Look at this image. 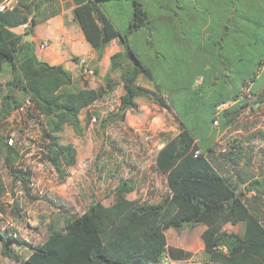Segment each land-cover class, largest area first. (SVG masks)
Instances as JSON below:
<instances>
[{
	"label": "trees",
	"instance_id": "16d2710c",
	"mask_svg": "<svg viewBox=\"0 0 264 264\" xmlns=\"http://www.w3.org/2000/svg\"><path fill=\"white\" fill-rule=\"evenodd\" d=\"M73 1V18L97 53L95 64L101 61L113 40L122 45L121 50L110 56L104 84L97 88L79 86L81 78L73 71L42 59L37 55L36 42L25 41L26 35L34 36L37 24L60 13L53 0H15L11 8L0 10V79L8 76L0 82V122L29 99L33 105L28 107V115L42 127L43 160L59 178L65 179L68 169L77 163L75 145L63 142L65 128L71 126L77 134H83V110L115 89L113 73L119 72L124 92L118 110L106 116V126L125 121L130 111H139V98L168 109L179 123V132L156 156L171 193L160 202H140L128 197L134 186L130 180L122 179L114 190L112 203L96 201L81 215L69 216L63 228L52 226L48 237L24 259L10 243L14 238H8L0 230L4 255L18 264H171L164 260L165 256L181 261L193 253L170 246L166 231L202 224L204 254L211 264H264V220L246 198L248 192L264 197V175L255 177L240 172L241 161L245 159L246 164H251V158L238 143L220 152V158L211 156L215 153L213 142L218 131L214 123L217 121L221 129L234 124L252 96H256V103H264V72L260 71L264 60L258 62L257 69L245 75L244 72L238 85L234 84L233 57L224 45V39L230 40L233 25L228 17L225 28L216 37L213 30L222 24L223 16L212 14L210 20L209 7L198 27L199 31L206 29L201 32L205 38L194 36L187 41L199 43L203 50L200 68L190 79L184 75L168 92L132 44V35L141 29L148 30L147 41L152 43L153 19L143 0H131L132 15L125 30L102 8V3L109 0ZM176 1L183 5L178 8L203 10L196 0ZM174 16L180 17L183 27L185 18L179 13ZM23 25L26 30L22 33L17 28ZM73 59L80 62L77 56ZM94 73L99 74V68H94ZM140 77L150 81L151 87L139 83ZM198 78H202L200 84H196ZM250 84L253 85L250 92L241 96L242 87ZM230 99L234 103L218 112L217 106ZM91 117L88 114V119ZM261 133L264 138V131ZM9 138L12 135L5 136L0 129V154H4L10 175L29 193L32 174L18 165L22 164L21 147L9 144ZM261 151L264 157V146ZM235 174L239 181L247 182L245 192L239 189ZM0 188H3L1 179ZM239 223L245 224L243 233L225 227Z\"/></svg>",
	"mask_w": 264,
	"mask_h": 264
},
{
	"label": "rangeland",
	"instance_id": "374dc122",
	"mask_svg": "<svg viewBox=\"0 0 264 264\" xmlns=\"http://www.w3.org/2000/svg\"><path fill=\"white\" fill-rule=\"evenodd\" d=\"M63 1L65 9H69L70 1ZM210 1L196 0V4L203 7V10L195 11L193 7L187 9L188 6L184 9L178 8L176 0H143L153 19L152 43L147 41L148 30L141 29L132 35V44L144 61L153 68L168 92L172 91L170 88L173 84L177 85L183 80L184 75V78L190 79L200 68L198 64L202 62L203 50L199 43L192 44L187 41L194 36L198 39L201 36L202 40L205 38L201 32L206 29H198L199 21L204 18L203 12L209 7L213 11L222 8L216 6V0ZM246 1L249 3L247 6L240 2L237 5L238 11L234 13L230 40L224 39L225 48L233 57L232 75L233 82L237 85L244 72L245 75L257 69L258 62L264 60V0ZM221 2L225 4L224 0H217V3ZM227 2L230 3V0ZM102 7L120 29L128 28V20L132 15L131 0H109L103 2ZM167 7L172 9L168 10ZM70 13L69 10L67 21ZM176 13H179L182 19L185 18L183 27L180 25V17L177 19L174 16ZM227 18L221 17L222 24L215 26L213 34L216 37L225 28ZM58 19L55 18L54 22ZM72 29L74 30V26ZM17 30L23 33L26 26L23 25ZM39 31L43 39L50 37L47 35L51 32L45 31V27L39 26ZM39 42L37 41V44ZM56 47L57 44H53L42 52ZM70 48L80 54L87 50V47L79 44L71 45ZM117 48L121 50L122 45H109L97 64L94 63L96 56L80 58L78 69L74 71L76 77L81 78L79 86L97 88L103 85L104 75L110 69V50ZM210 56L211 54L208 55ZM82 59L86 60L85 64L93 71L83 70ZM96 67L99 68L97 75L94 73ZM260 71L263 73L264 67ZM7 78V75L2 77L0 82L6 81ZM113 78L115 89L83 110V134H77L71 126H67L63 132V142H71L77 149V163L68 169L69 174L65 179L59 178L53 167L43 160L40 151L43 141L42 127L39 126V121L29 117L28 107L15 110L11 117L0 122L1 133L5 136L12 135L11 145L17 143L21 147L22 164L18 165H23V168L30 170L32 174L31 191L27 193L21 182L15 181L10 175L4 162V154H0V179L3 183V188H0V230L8 238H14L10 243L22 259L28 257L48 237L52 226L63 228L69 216L81 215L96 201L106 205L112 203L115 199L114 190L122 179L133 183V191L128 197L138 198L140 202L156 203L170 195L167 177L159 170L156 156L159 149L179 132V123L168 109L151 100L139 98V111H130L125 121H114L106 126V116L118 110L120 96L124 92L120 73H113ZM201 82L202 78H198L196 84ZM139 83L147 87L152 85L143 77H140ZM252 86H243L241 96L249 93ZM255 98L256 96L251 97L250 103L231 126L221 129L217 121L214 123L218 131L213 142L215 153H211V156L220 158V152L238 143L244 147V154L251 158V164H246L245 159L241 161L238 166L240 172L257 177L264 175V157L261 151L264 146L261 133L264 131V103H256ZM88 114H92L90 119ZM93 117H96V120H93ZM8 143L10 144V138ZM238 179L239 176L235 174L239 189L245 192L247 182ZM246 198L264 220V197L248 192ZM225 227L243 233L245 224H227ZM204 229L205 225L200 224L194 227L185 225L170 228L166 231L170 246L193 253L190 258L184 260L186 264H211L204 254ZM17 239L19 241H16ZM2 248L0 238V264H18L4 255Z\"/></svg>",
	"mask_w": 264,
	"mask_h": 264
},
{
	"label": "crops",
	"instance_id": "0c3cea01",
	"mask_svg": "<svg viewBox=\"0 0 264 264\" xmlns=\"http://www.w3.org/2000/svg\"><path fill=\"white\" fill-rule=\"evenodd\" d=\"M69 1H70V8L65 9L63 0H53L54 6L58 7L61 10L60 13L55 15V16H52L51 18H49L48 20H46L44 22L37 24L35 29H34L35 34H34V36L31 35V39L33 38V40L36 42V45H37L36 48H37V55L38 56H40L42 59L49 61L52 64H63L66 68L70 69L74 73V71L78 69V65H79L73 59L74 56L75 57L77 56L80 59V58L86 57V56H88V57L97 56L96 55L97 53L92 48L90 43L87 41L80 25L74 20L73 14H72V9L75 7V3L73 0H69ZM224 1H225V4H223L222 2L217 3V0H216V6L219 5V6H222V8H221V10L216 9L214 11V13H213V10L210 11L211 12V13H209L210 17L212 14H214V15L219 14V15L225 16V18L227 16V17H230V21L232 23L233 19H234V13H236L238 11L237 5L239 4V2L245 6H247L249 4V3H247L246 0H243V2L241 0H230V3H228L227 0H224ZM208 2H211V1L208 0ZM223 6H224V8H223ZM69 10L71 12L70 13L71 15L68 14V21H67L66 16H67V12ZM55 18H59L57 22H54ZM227 21H228V19H227ZM232 25H233V23H232ZM39 26H41V27L43 26V27H45V31L51 32V34L47 35V37L50 36L52 39H50V37L47 39H43L42 34L39 31ZM72 26H74V30L72 29ZM21 27H23V26H21ZM31 39L29 41H31ZM53 40H55V41H53ZM37 41H40V42L37 44ZM48 42H50V43H48ZM43 43L47 44L48 46L46 48L42 49L41 44H43ZM53 44H57V47L52 48V50L42 52L43 50L50 48ZM76 44H79L82 46L84 45L85 47H87V50L83 54H80L76 51H72L70 46L71 45L76 46ZM119 44H120V42L117 39L113 40L110 43V45H117V46ZM69 48H70L71 52L69 51ZM119 50H120V48H117L116 50H110V54L112 55L114 52L119 51Z\"/></svg>",
	"mask_w": 264,
	"mask_h": 264
},
{
	"label": "built area",
	"instance_id": "2783aa9c",
	"mask_svg": "<svg viewBox=\"0 0 264 264\" xmlns=\"http://www.w3.org/2000/svg\"><path fill=\"white\" fill-rule=\"evenodd\" d=\"M15 2V0H5L4 2L0 3V10H6L8 8H11L13 3ZM26 26V25H25ZM48 45L43 43L41 44V48H46ZM86 60L82 59V68L83 70L87 71H93L92 69L88 68V65L85 64ZM234 103V100H228L226 102L221 103L220 105L217 106V111L221 112L222 110H224L225 108H227L228 106H230L231 104ZM33 103H31V101L29 99L26 100V102L24 103L23 106H21L19 109H25V107H30L32 106ZM93 120H96V117H93ZM13 143V138H10V144ZM165 261H169L171 264H186V262L184 260L181 261H176V260H172L170 259L168 256L164 257Z\"/></svg>",
	"mask_w": 264,
	"mask_h": 264
},
{
	"label": "water",
	"instance_id": "95a60500",
	"mask_svg": "<svg viewBox=\"0 0 264 264\" xmlns=\"http://www.w3.org/2000/svg\"><path fill=\"white\" fill-rule=\"evenodd\" d=\"M30 39H31V35H29V34L26 35V37H25V41H26V40H30Z\"/></svg>",
	"mask_w": 264,
	"mask_h": 264
},
{
	"label": "flooded vegetation",
	"instance_id": "af4514ba",
	"mask_svg": "<svg viewBox=\"0 0 264 264\" xmlns=\"http://www.w3.org/2000/svg\"><path fill=\"white\" fill-rule=\"evenodd\" d=\"M177 6L182 7V3L176 1Z\"/></svg>",
	"mask_w": 264,
	"mask_h": 264
}]
</instances>
